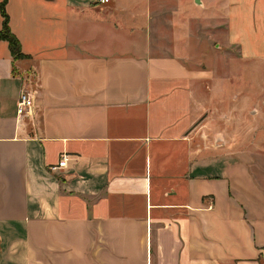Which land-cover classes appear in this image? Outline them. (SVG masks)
Listing matches in <instances>:
<instances>
[{
    "label": "crops",
    "instance_id": "crops-1",
    "mask_svg": "<svg viewBox=\"0 0 264 264\" xmlns=\"http://www.w3.org/2000/svg\"><path fill=\"white\" fill-rule=\"evenodd\" d=\"M197 1H5L22 57L0 40V264H264L263 187L189 135L204 72L184 36L206 21L264 58V0Z\"/></svg>",
    "mask_w": 264,
    "mask_h": 264
},
{
    "label": "rangeland",
    "instance_id": "rangeland-1",
    "mask_svg": "<svg viewBox=\"0 0 264 264\" xmlns=\"http://www.w3.org/2000/svg\"><path fill=\"white\" fill-rule=\"evenodd\" d=\"M194 16L188 20L192 29ZM212 28L205 21L202 31L184 34L191 43L201 38L189 48V64L204 72L195 87L204 109L189 135L197 148L217 146L242 155L264 189V58L242 59L237 48L221 45V34Z\"/></svg>",
    "mask_w": 264,
    "mask_h": 264
},
{
    "label": "built area",
    "instance_id": "built-area-1",
    "mask_svg": "<svg viewBox=\"0 0 264 264\" xmlns=\"http://www.w3.org/2000/svg\"><path fill=\"white\" fill-rule=\"evenodd\" d=\"M94 1L98 5H104L108 3V0H94ZM31 107H32V100L31 97L29 96V92L25 88H20L15 104V114L17 116H20L23 113L29 111ZM65 158H66L65 155L61 154L59 156L56 165L52 166L50 170H55L64 167Z\"/></svg>",
    "mask_w": 264,
    "mask_h": 264
},
{
    "label": "trees",
    "instance_id": "trees-1",
    "mask_svg": "<svg viewBox=\"0 0 264 264\" xmlns=\"http://www.w3.org/2000/svg\"><path fill=\"white\" fill-rule=\"evenodd\" d=\"M6 0L0 3V17L2 19L0 28V40L6 42L8 51L13 59H19L22 55L19 52V44L17 40L11 35L7 27V17L3 11V6Z\"/></svg>",
    "mask_w": 264,
    "mask_h": 264
},
{
    "label": "water",
    "instance_id": "water-1",
    "mask_svg": "<svg viewBox=\"0 0 264 264\" xmlns=\"http://www.w3.org/2000/svg\"><path fill=\"white\" fill-rule=\"evenodd\" d=\"M194 3H195V4H198V1H197V0H194Z\"/></svg>",
    "mask_w": 264,
    "mask_h": 264
}]
</instances>
